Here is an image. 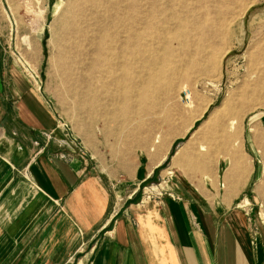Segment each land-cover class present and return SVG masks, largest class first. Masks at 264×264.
<instances>
[{"label": "rangeland", "instance_id": "374dc122", "mask_svg": "<svg viewBox=\"0 0 264 264\" xmlns=\"http://www.w3.org/2000/svg\"><path fill=\"white\" fill-rule=\"evenodd\" d=\"M0 64L54 114L51 153L109 172L115 217L187 199L264 245V0H0Z\"/></svg>", "mask_w": 264, "mask_h": 264}, {"label": "crops", "instance_id": "0c3cea01", "mask_svg": "<svg viewBox=\"0 0 264 264\" xmlns=\"http://www.w3.org/2000/svg\"><path fill=\"white\" fill-rule=\"evenodd\" d=\"M55 125L42 96L0 64V264H63L76 245L89 264H264V245L254 252L234 215L195 211L187 199L115 217L109 172L51 153Z\"/></svg>", "mask_w": 264, "mask_h": 264}, {"label": "built area", "instance_id": "2783aa9c", "mask_svg": "<svg viewBox=\"0 0 264 264\" xmlns=\"http://www.w3.org/2000/svg\"><path fill=\"white\" fill-rule=\"evenodd\" d=\"M48 136V135H47ZM63 156V154H61Z\"/></svg>", "mask_w": 264, "mask_h": 264}]
</instances>
